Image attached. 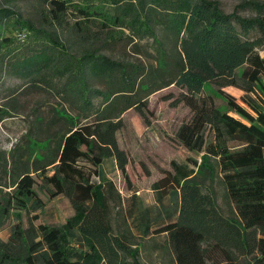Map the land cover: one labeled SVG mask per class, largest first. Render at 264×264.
Listing matches in <instances>:
<instances>
[{
    "label": "trees",
    "instance_id": "1",
    "mask_svg": "<svg viewBox=\"0 0 264 264\" xmlns=\"http://www.w3.org/2000/svg\"><path fill=\"white\" fill-rule=\"evenodd\" d=\"M3 1L0 55H14L17 42L32 43L31 55L12 67L32 87L65 98L77 114L56 108L58 129L45 139L40 127L30 129L25 156L0 151V186L8 177L15 186V199L6 205L0 200V217L17 211L9 241L0 242V264H144L132 226L144 239L165 235L175 264L220 258L264 264V58L257 51L264 46V1L242 4L256 13L250 18L227 14L213 0ZM16 1L36 3L38 27L13 10ZM70 15L80 20L71 26ZM12 21L15 37L5 34ZM147 38L155 49L150 67L101 53L126 40L142 52ZM93 81L106 89L94 88ZM208 84L241 89L245 106L226 95L228 110H219ZM171 86L182 90L174 105L184 103L191 111L176 138L203 153L201 163L191 168L173 161L153 184L154 205H140L135 189L125 202L103 165L112 161L129 182V157L118 141L123 115L136 109L146 120L144 99ZM34 175L52 198L70 201L74 215L65 224L23 227V211L45 206ZM217 179L226 211L214 189ZM111 203L125 206L126 229L120 233L112 226Z\"/></svg>",
    "mask_w": 264,
    "mask_h": 264
},
{
    "label": "rangeland",
    "instance_id": "2",
    "mask_svg": "<svg viewBox=\"0 0 264 264\" xmlns=\"http://www.w3.org/2000/svg\"><path fill=\"white\" fill-rule=\"evenodd\" d=\"M218 1L222 10L227 14L234 12L243 17H254L256 13L251 8H244L242 4L251 3L253 0H213ZM264 1V0H256ZM3 2V3H2ZM5 4L0 0V6ZM13 10L23 19L32 21L35 26H39L41 19L39 7L34 1H16L11 5ZM17 17V16H16ZM70 25H75L80 19L76 15H70ZM12 21L6 25L5 34L9 37H15L17 30ZM161 33V32H159ZM164 40L165 35L159 34ZM256 35L255 33L252 36ZM136 43V42H135ZM135 43H129L128 40L120 44H115L101 50L102 54L111 57L114 60H123L125 62L141 63L146 67L155 65V49L153 39L147 38L143 42L144 49L138 52ZM32 43L26 42L12 56L4 57L0 55V151L10 154L20 152L25 156L28 151L27 135L29 130L40 127L39 135L45 139L58 129L56 108L67 110L73 115L77 111L72 108L69 101L57 96V93H51L47 89L32 87L25 77H21L12 67L20 57L31 55L33 51ZM31 50H30V49ZM259 55L264 58V46L257 49ZM140 53V54H139ZM142 54V55H141ZM149 54V55H148ZM94 88L106 89V85L100 81H93ZM206 90L215 98V104L219 110H228L226 95H230L241 106H245L243 96L245 92L236 87H225L218 90L215 86L208 84ZM182 90L176 86H171L150 95L147 99L148 112L146 120L136 111L130 109L123 115L124 127L118 133L119 145L124 149L129 157L127 173L129 182L124 175L115 168L112 161H106L103 165V171L116 186L118 192L125 202L133 194L134 189L138 190L137 196L139 204L142 206H152L156 203L153 184L164 176L166 171L172 170L173 161L179 164H188L194 167V161L201 163L203 153L191 152L180 144L176 138L179 127L190 120L191 111L184 104L174 105L179 99ZM255 98L256 95L253 94ZM264 96L260 94V100ZM259 100V101H260ZM264 102V101H262ZM96 106L101 105V99H94ZM50 127V128H49ZM212 140V134H209L208 141ZM233 148L239 144L231 143ZM25 149V150H23ZM37 184L35 190L44 202L42 210L28 209L21 213L23 227L35 231L42 224L49 226H60L66 223L67 219L74 215V209L70 201L63 195L51 197L47 187L42 186L41 180L34 175ZM15 189L14 181L11 177L3 180L0 186V200L6 205L12 198L15 199L13 191ZM220 206L226 211L224 204V189L220 179L214 183ZM2 205V206H3ZM17 211L11 210L9 216L0 217V242H8L12 234V229L17 223L13 216ZM110 217L115 233H120L126 229V215L124 204H110ZM132 231L138 236V246L140 257L144 264H175L169 248L166 243L165 235H153L149 238H142L139 229L132 226ZM209 264H231L220 260L210 261Z\"/></svg>",
    "mask_w": 264,
    "mask_h": 264
},
{
    "label": "built area",
    "instance_id": "3",
    "mask_svg": "<svg viewBox=\"0 0 264 264\" xmlns=\"http://www.w3.org/2000/svg\"><path fill=\"white\" fill-rule=\"evenodd\" d=\"M18 36H19V38H20L21 40H23V39L26 38V34H25V33H23V34H19Z\"/></svg>",
    "mask_w": 264,
    "mask_h": 264
}]
</instances>
